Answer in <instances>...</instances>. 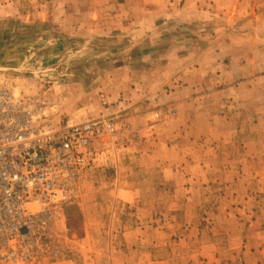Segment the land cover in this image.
Returning a JSON list of instances; mask_svg holds the SVG:
<instances>
[{
    "label": "rangeland",
    "instance_id": "1",
    "mask_svg": "<svg viewBox=\"0 0 264 264\" xmlns=\"http://www.w3.org/2000/svg\"><path fill=\"white\" fill-rule=\"evenodd\" d=\"M0 87L112 127L45 264H264V0H0Z\"/></svg>",
    "mask_w": 264,
    "mask_h": 264
},
{
    "label": "built area",
    "instance_id": "2",
    "mask_svg": "<svg viewBox=\"0 0 264 264\" xmlns=\"http://www.w3.org/2000/svg\"><path fill=\"white\" fill-rule=\"evenodd\" d=\"M23 105L0 87V264H45L56 255L53 221L78 192L92 139L112 131L97 120L58 126Z\"/></svg>",
    "mask_w": 264,
    "mask_h": 264
},
{
    "label": "crops",
    "instance_id": "3",
    "mask_svg": "<svg viewBox=\"0 0 264 264\" xmlns=\"http://www.w3.org/2000/svg\"><path fill=\"white\" fill-rule=\"evenodd\" d=\"M121 191L126 192L125 198L123 197L122 199H124L125 201L129 203L133 202L136 199V193H138L137 189H134V190H129V189L122 190L121 189Z\"/></svg>",
    "mask_w": 264,
    "mask_h": 264
}]
</instances>
